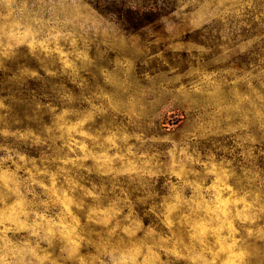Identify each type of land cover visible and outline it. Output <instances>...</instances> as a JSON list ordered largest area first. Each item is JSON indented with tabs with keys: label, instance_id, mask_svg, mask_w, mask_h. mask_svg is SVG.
I'll list each match as a JSON object with an SVG mask.
<instances>
[{
	"label": "rangeland",
	"instance_id": "1",
	"mask_svg": "<svg viewBox=\"0 0 264 264\" xmlns=\"http://www.w3.org/2000/svg\"><path fill=\"white\" fill-rule=\"evenodd\" d=\"M0 264H264V0H0Z\"/></svg>",
	"mask_w": 264,
	"mask_h": 264
}]
</instances>
